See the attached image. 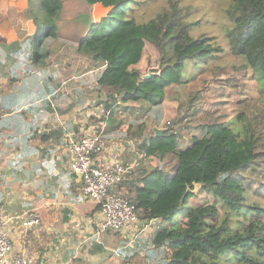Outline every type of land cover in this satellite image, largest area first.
Here are the masks:
<instances>
[{"label":"trees","instance_id":"obj_1","mask_svg":"<svg viewBox=\"0 0 264 264\" xmlns=\"http://www.w3.org/2000/svg\"><path fill=\"white\" fill-rule=\"evenodd\" d=\"M82 1L87 6L100 3L112 7L98 21L87 19L77 45L80 54L104 64L98 84L117 85L124 103L140 101L153 108L162 105L168 87L186 82L183 72L187 65L193 74L223 52L214 37L192 35L199 22L186 19L189 13H184L177 0H169L166 9L143 23L129 15L135 0ZM37 6L43 15L38 31L57 37L62 0H40ZM225 9L230 24L224 37L228 48L240 60L238 70L256 79L264 103V0H228ZM30 14L36 23L39 18ZM146 43L159 54L155 71L159 74L143 79L135 65ZM249 125L234 131L224 121L198 124L186 133L190 143L184 149L178 148L183 135L170 127L160 136L152 132L144 142L146 156L166 157L171 162L168 172L160 166L148 171L141 178V186L124 183L143 223L162 220L171 225L158 231L148 244L145 252L150 260L167 258L161 264H224L234 259L238 264H264V206L247 199L242 177L258 155L257 136ZM134 135L139 137L140 133ZM194 185L213 202L188 206L191 195L186 191ZM180 217L182 222H178ZM235 221L240 223L238 235L227 242V237L233 236ZM209 237L224 243L197 250ZM192 253L194 260L190 262Z\"/></svg>","mask_w":264,"mask_h":264},{"label":"crops","instance_id":"obj_2","mask_svg":"<svg viewBox=\"0 0 264 264\" xmlns=\"http://www.w3.org/2000/svg\"><path fill=\"white\" fill-rule=\"evenodd\" d=\"M29 2L0 0V205L13 216L35 211L41 218L40 226L27 229L17 219L10 221V254L33 264H120L111 256L96 262V255L117 236L129 239L138 227L95 237L100 205L83 198L64 141L95 133L104 151L94 163L134 165L129 182L141 186L148 171L165 168L166 157L146 156L144 148L154 128L164 127L135 121L128 108L147 104L124 103L117 85L98 84L103 63L80 55L67 60L72 50L80 54L77 44L50 43L51 36H43L36 48L28 45L37 28ZM117 191L129 194L125 184Z\"/></svg>","mask_w":264,"mask_h":264},{"label":"rangeland","instance_id":"obj_3","mask_svg":"<svg viewBox=\"0 0 264 264\" xmlns=\"http://www.w3.org/2000/svg\"><path fill=\"white\" fill-rule=\"evenodd\" d=\"M177 1L179 6L185 10L184 13H189L186 19L199 22L197 26L192 28V35L206 34L214 37L216 44L223 48V52L216 59L211 60L205 68L193 71V74L191 73L192 67L187 65L183 72V78H187L186 82L168 87L165 90V100L162 105L152 109L149 105L145 107L140 104V106L128 108L129 112L136 116L135 121H146L148 127L157 122L164 129L170 127L181 133L183 136L178 141L180 148L190 143V136L186 133L198 124L224 121L230 123L234 131H239L246 124H250L253 134L257 136L258 155L255 164L244 170L242 177H244V185L249 194L247 199L264 206V103L256 79L249 74L244 75L241 70H238L240 60L231 54L228 43L224 38L225 30L230 28L225 14L228 0ZM168 2L169 0H135L129 15L139 23L147 22L154 18L157 13L166 9L169 6ZM39 4L40 0H32V2H29L28 9L29 12L36 14L39 18L36 21L35 34L37 37L36 35L31 36L28 44L33 47H35L37 40L43 38V35H39L40 31H38L41 24L40 19L43 18L40 9H36ZM107 13L108 10L102 9L98 4L87 6L82 0H62L56 22L58 36L56 38L49 37L48 41L50 43L62 42L65 45L78 44L87 22L90 20V17L86 15H92L95 21L100 20ZM74 51L72 50L66 57L67 60H77L76 57L79 55L87 58L86 55H77ZM32 53L35 58L36 50L33 49ZM158 68L159 54L154 46L146 43L142 58L138 63V69L141 75H147L149 71L155 72ZM125 122L128 121L125 120ZM68 140L69 138L64 141L66 146H68ZM164 166L165 171L168 172L171 162L167 159ZM190 195L188 199V206L190 207L205 202H213V199L200 192L196 185L191 189ZM183 220V217H180L178 222ZM163 222L162 220H156L150 229H141L139 223L138 232L131 234V237L127 240L117 236L119 239L118 241L114 239V245L105 244L106 248L102 252L99 251L96 255V262H103L111 256L116 257L120 264L163 263L167 258L161 262H156L157 260H149L144 256V252L155 234L171 226L169 223ZM237 227L240 228V223L235 221L233 223V236H228L227 242H231L237 237ZM106 233L111 232H101L95 237H102ZM223 243L224 241L218 237H209L207 240L202 241L200 248L197 250L205 251L208 244L222 246ZM169 254L170 252H168ZM128 255L135 256L130 258ZM193 260L194 253L188 258L190 262H193ZM224 264L238 263L234 259H228Z\"/></svg>","mask_w":264,"mask_h":264},{"label":"built area","instance_id":"obj_4","mask_svg":"<svg viewBox=\"0 0 264 264\" xmlns=\"http://www.w3.org/2000/svg\"><path fill=\"white\" fill-rule=\"evenodd\" d=\"M67 150L71 155L70 169L81 184L83 198L100 205L101 220L95 234L117 233L139 225L141 229L153 227L156 220L143 223L131 196L117 191L125 182L132 180L134 165H126L119 160L95 164L94 158L104 151V145L95 133L77 141L69 139ZM12 219H17L25 229L41 225V218L35 211L13 216L0 205V264H33L32 259L24 255L10 254L12 243L7 226ZM41 264L55 263L48 261Z\"/></svg>","mask_w":264,"mask_h":264},{"label":"water","instance_id":"obj_5","mask_svg":"<svg viewBox=\"0 0 264 264\" xmlns=\"http://www.w3.org/2000/svg\"><path fill=\"white\" fill-rule=\"evenodd\" d=\"M98 4V6H100L102 9H107L108 10V12L111 10V8L112 7H104L102 4H100V3H97ZM108 14V13H107ZM106 14V15H107ZM105 16V15H104ZM104 16H102V17H104ZM101 17V18H102ZM100 18V19H101ZM95 21H98V20H95ZM158 70V69H157ZM157 74H159V72H148V74L147 75H141V78H143V79H147V78H150L151 76H153V75H157ZM163 130H164V128H157V129H155L154 128V134H155V136H160L162 133H163ZM187 193H190L191 192V189H190V187H188V189H187V191H186Z\"/></svg>","mask_w":264,"mask_h":264}]
</instances>
